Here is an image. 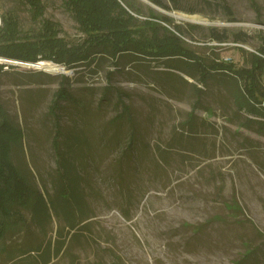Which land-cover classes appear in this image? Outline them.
Wrapping results in <instances>:
<instances>
[{"label": "rangeland", "instance_id": "obj_1", "mask_svg": "<svg viewBox=\"0 0 264 264\" xmlns=\"http://www.w3.org/2000/svg\"><path fill=\"white\" fill-rule=\"evenodd\" d=\"M165 1L171 9L138 0L142 15H135L146 19L150 8L169 14L207 62L251 66L250 52L264 47V0H228L232 14L216 0H177L180 8ZM43 3L44 16L36 18L28 3L0 0V25L1 15L12 13L31 34L49 18L69 46L84 41L65 0ZM210 26L249 37L219 42ZM0 58V101L23 132L11 160L53 213L40 222L30 205L15 207L0 237V264L42 263L48 245L47 264H264V110L255 114L248 102H236L234 79L217 74L199 82L196 69L181 78L164 61L137 55L70 68ZM194 84L203 88L198 106ZM61 86L73 99L61 102L57 125L51 109ZM121 101L130 105L123 116ZM254 105L264 109V102ZM76 187L86 198L82 209ZM66 210L76 212L74 228Z\"/></svg>", "mask_w": 264, "mask_h": 264}, {"label": "trees", "instance_id": "obj_2", "mask_svg": "<svg viewBox=\"0 0 264 264\" xmlns=\"http://www.w3.org/2000/svg\"><path fill=\"white\" fill-rule=\"evenodd\" d=\"M20 1L30 5L36 18L44 16L43 0ZM150 1L166 9L172 8L165 0ZM170 1L174 8H180L177 0ZM216 2L232 14L228 0H216ZM65 3L73 11L85 34L82 43L69 46L67 41L59 36L58 23L49 18L43 19L39 31L24 34L16 15L3 13L0 25V56L31 63L48 60L64 63L70 68L82 63H91L105 55L111 56L114 64L118 65L120 57L137 55L164 61L165 68H169L172 73L177 72L175 74L180 75L181 78H184V73L195 74L194 69L199 71L198 81L203 83H207L217 74H223L222 78L230 77L237 83V88L233 90L236 102L238 104L242 101L248 102V111L255 112V114L263 113L264 109L257 108L254 103L264 102V57L261 56L264 54V47H260L258 52H250L251 66L238 68L233 61L226 59H213L207 62L193 48L187 46L183 26L175 23L169 14L156 12L150 8L147 15L150 18H139L137 15H142V8L138 0H65ZM188 11L195 12L196 10L189 9ZM190 27L199 29L201 25L190 23ZM209 34L211 39L219 42L231 39L235 42H246L249 37L243 31L229 32L227 29L220 31L214 26L209 27ZM3 65L0 63V71ZM68 79L65 75V80ZM240 79L244 80L243 84ZM194 85L197 94L195 105L198 106L203 88L198 87L197 84ZM245 89L250 97L245 95ZM118 93L122 95V90H118ZM69 99H73V94L66 86H61L55 94L52 112L50 111L55 116L57 125L61 118V102ZM121 102L123 107L120 116H123L130 111V105L124 101ZM22 139L23 132L20 126L14 123L0 101V237L4 235V225L9 215L20 211L15 208L19 205H30L34 217L40 222L53 216L47 205L45 194L39 189L38 191L34 189L11 160L10 152L13 144H20ZM58 142V136H55L56 147H59ZM61 158L63 159V156ZM81 177L80 174L79 178ZM72 195L76 198L78 209H82V203L86 199L84 191L76 187ZM65 214L70 219V228H74L78 222L76 212L66 210ZM40 246L31 248L30 251L40 250ZM44 255H50L49 245ZM47 256H43L42 263L36 262L35 264H47L49 262Z\"/></svg>", "mask_w": 264, "mask_h": 264}, {"label": "bare ground", "instance_id": "obj_3", "mask_svg": "<svg viewBox=\"0 0 264 264\" xmlns=\"http://www.w3.org/2000/svg\"><path fill=\"white\" fill-rule=\"evenodd\" d=\"M180 17H186L189 20H195V21H204L206 22L207 19L206 18H202L200 17L198 14H193V15H185V14H179ZM47 67L49 70H54L55 72H59L56 70H60L61 67L60 66H53V65H49V66H45Z\"/></svg>", "mask_w": 264, "mask_h": 264}, {"label": "built area", "instance_id": "obj_4", "mask_svg": "<svg viewBox=\"0 0 264 264\" xmlns=\"http://www.w3.org/2000/svg\"><path fill=\"white\" fill-rule=\"evenodd\" d=\"M0 60H3L2 58H0ZM9 61H13V60H8V59H5V62H9ZM19 63V62H18ZM20 63H24L26 65H31V64H34V63H31V62H27V61H20Z\"/></svg>", "mask_w": 264, "mask_h": 264}, {"label": "water", "instance_id": "obj_5", "mask_svg": "<svg viewBox=\"0 0 264 264\" xmlns=\"http://www.w3.org/2000/svg\"><path fill=\"white\" fill-rule=\"evenodd\" d=\"M199 15V14H198ZM200 17H202V18H205L204 16H202V15H199ZM195 22H198V23H201V22H199V21H195ZM41 61H48V60H41ZM41 61H39V62H41ZM38 62V63H39ZM34 64H36V63H34ZM36 67H38L37 65H36Z\"/></svg>", "mask_w": 264, "mask_h": 264}]
</instances>
